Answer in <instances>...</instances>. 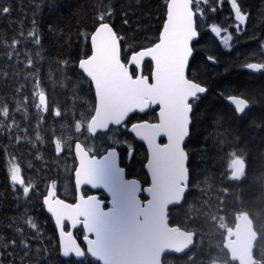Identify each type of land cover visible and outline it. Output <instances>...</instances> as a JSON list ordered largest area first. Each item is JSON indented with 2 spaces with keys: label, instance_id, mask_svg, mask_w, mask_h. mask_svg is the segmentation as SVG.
<instances>
[{
  "label": "trees",
  "instance_id": "trees-1",
  "mask_svg": "<svg viewBox=\"0 0 264 264\" xmlns=\"http://www.w3.org/2000/svg\"><path fill=\"white\" fill-rule=\"evenodd\" d=\"M238 3L247 13V20L239 32L231 31L232 48L226 52L222 51L211 27L201 28V17L197 18L200 35L193 43L195 54L189 66V78H196L208 91L195 105L194 126L185 146L189 156V189L180 205L169 208L170 223L194 230L196 238L193 248L185 254L165 255L164 264H238L230 259L224 245L235 225L236 214L242 211L249 213L259 233L255 256L257 264H264V71L245 67L249 63H264V0H238ZM3 7H9L10 12H0V105L15 82L24 79L21 77L27 69V59L31 58L34 65L36 51L28 33L35 28L40 38L39 50L61 80L49 86L48 94L53 105L58 101L62 104V116L53 122L51 117L43 116L38 128V115L27 117L34 126L35 138L37 134L42 138L37 140L36 150L22 145L19 131L8 132L6 124L0 127V264H99L90 256L80 260L61 257L57 229L43 205L40 187L34 188L32 199L24 202L21 189L10 181L6 159L14 155L23 165L24 157L34 158L39 154L41 165L52 171L53 146L49 141L81 112L82 102L78 100L81 96L95 102L94 90L79 69L78 61L91 53L90 41L84 36L98 26V14L111 10L107 22L121 38L122 59L127 62L133 51L158 40L166 16V0H0V9ZM201 7L209 26L233 28L237 23L230 0H209L208 5ZM213 7L214 12L210 10ZM17 40L20 43L13 49L12 42ZM208 56L216 62L208 61ZM63 61L69 63L64 66ZM151 72L152 64L146 61L143 73ZM63 79L66 81L62 82ZM28 82L31 84L33 79ZM229 95L248 101L244 114L236 113L226 99ZM27 118L23 124H27ZM143 119L157 120L156 109L130 118L129 124ZM48 122L54 131L49 130ZM100 135L87 134L90 138ZM17 136L20 143L16 142ZM122 136L127 146L135 150V163L140 162L144 145L128 131ZM232 153L234 158L244 161V172L238 179L230 175ZM63 155L74 160L73 150ZM127 156L120 157L122 165H126ZM146 156L139 168L131 171L139 179ZM101 197L105 198L103 194ZM29 218L37 228L28 225ZM219 219L224 230L219 227ZM42 229L48 236L37 239Z\"/></svg>",
  "mask_w": 264,
  "mask_h": 264
},
{
  "label": "snow or ice",
  "instance_id": "snow-or-ice-1",
  "mask_svg": "<svg viewBox=\"0 0 264 264\" xmlns=\"http://www.w3.org/2000/svg\"><path fill=\"white\" fill-rule=\"evenodd\" d=\"M234 11V19L237 22L235 28L239 32L247 20V13L242 10L238 0H230ZM209 0H166V20L163 24L159 42L154 46L134 52L127 62L121 59L120 37L115 32L107 19L111 17V10L101 11L97 16L98 27L91 34H85L84 39L90 41L91 55H87L78 61L84 78L89 81L94 89L96 105L93 114L74 120V131L79 134L86 130L89 136H95L99 131L109 130L110 125L127 128V119L133 112H144L150 107L159 106V119L157 123L143 121L131 124V132L140 140L147 143L149 157L146 168L150 172L151 186L143 189L150 200L154 175L163 159L162 148L169 143L170 137L175 135L180 144L184 157L186 138L191 135L194 126L195 105L202 95L206 94L207 87L198 82L196 78H189V60L194 55L193 42L198 39V17L205 15L201 5H208ZM211 11H216L213 7ZM0 12L7 14L9 7H3ZM127 23V21H125ZM211 31L220 37L222 29L217 24H212ZM23 35V34H21ZM36 45L40 44V38L35 28L28 33ZM231 35L222 37V43L229 50L231 48ZM20 41H13L15 49ZM145 57L154 62L151 72L152 81L148 75L140 74V66ZM11 55L9 59H11ZM208 61L215 63L212 56ZM66 66L69 62L63 61ZM33 60L27 59V68H32ZM133 68L134 71L129 69ZM249 70L264 71V63H249L245 65ZM135 73V74H134ZM222 95V94H221ZM227 101L234 105L238 115L244 114L249 107L246 99L239 96L226 97ZM28 97H24L27 103ZM50 101L46 90L41 87L37 78L32 90V106L39 117L36 127L43 122V116L49 112ZM18 107L16 111H20ZM52 116H62L60 107L52 108ZM0 117L6 121L11 132L17 128L15 120L11 117L7 105H0ZM3 127V125H0ZM164 137L166 143H160L159 138ZM37 140L42 138L37 134ZM75 142V153L80 159L79 168L75 171L77 185L86 184L93 188L103 189L110 197L109 206L105 207V201L96 196H81L79 203L68 204L63 200L51 199L52 188L56 181H52L48 195L44 196L43 203L56 217V222L63 230V221H68L71 228L77 220L87 233L84 239L86 249L81 248L72 238L71 232H64L67 241L62 244V254L68 257L74 254L78 258L90 256L99 264H128L125 259L127 245L139 222L144 218V201L140 199L142 191L139 182L127 179L125 169L118 162L116 147L106 149L105 155H97V148L89 146L86 142ZM20 142V137H16ZM55 151L59 155L65 148L72 150L73 145L57 138L53 141ZM134 148H129V154L134 153ZM234 156L235 153H232ZM7 171L13 186H22L24 196H28L34 186L26 184L21 177V164L13 155L6 159ZM146 200V201H147ZM28 225L35 229L37 225L31 218ZM89 236L94 238L89 239ZM27 248V245H25Z\"/></svg>",
  "mask_w": 264,
  "mask_h": 264
},
{
  "label": "water",
  "instance_id": "water-1",
  "mask_svg": "<svg viewBox=\"0 0 264 264\" xmlns=\"http://www.w3.org/2000/svg\"><path fill=\"white\" fill-rule=\"evenodd\" d=\"M166 14H167V8H166ZM165 20H166V16H165ZM165 20H164V22H165ZM111 26H112V24H111ZM112 28L116 32V30L114 29L113 26H112ZM162 29H163V25H162ZM162 29H161L160 33L162 32ZM159 36H160V34H159ZM157 42H159V38L155 43H157ZM154 44L147 46V47L140 48L136 51H140L144 48L152 47V46H154ZM119 46H120L121 59H122L121 39H120V45ZM136 51H133L130 54V56ZM194 54H195V51H194ZM90 55H91V53H90ZM130 56H129V58H130ZM192 58H190V60H189V66H190ZM146 61H150L152 63V66L154 67V62L151 61L150 58L145 57L141 66H140V74L141 75H145L143 73V65ZM153 67H152V70H153ZM129 70L131 71V67ZM188 75H189V72H188ZM149 81L150 82L152 81L151 75L149 76ZM204 95H206V94H204ZM204 95H202V96H204ZM95 105H96V97H95ZM154 108H157V114H158L159 113V106H155ZM147 110H145L144 112H146ZM138 112H140V111H138ZM141 113H143V112H141ZM158 119H159V116H158ZM157 122H155V123H157ZM130 129H131V127H130ZM106 131H108V130L99 131V132H106ZM161 139H164L165 141L161 142L160 141ZM188 139H189V137L186 138V140H185L184 151H186L185 145H186ZM140 141H142V140H140ZM142 142L145 144V146L147 148L148 157H149L148 145L146 142H144V141H142ZM159 142L163 144V143H166L167 141L164 137H160ZM161 151L164 154V157L160 161V164H159V166L155 172V175H154V184L152 186V192H151L152 198L150 200H147L148 195L143 191V189L150 187L151 183L142 187L141 183L137 179L126 177L127 179L136 180L139 182V185L142 189L140 195L142 193L145 194L146 200H147V201L143 200L140 197V199L142 201H144V213H145V215H144V218L139 222V225L135 229L129 244L127 245L125 259L128 262V264H163L164 255H166V254L183 255L186 252H188L195 244V237H196L195 232L193 230L183 229L178 225H171L169 222V215H168L169 214V208L171 206H174V205H176V206L180 205L183 202L185 195L189 189V168H188L189 158H188V153H187L186 157H184L182 155L179 141L177 140L175 135H172L170 137L169 143L166 146H164V148H162ZM74 153H75V148H74ZM75 156L77 158V166H76V169L74 170V173H73L74 174V182L76 185V200H75V202L72 203V202H69L65 199H62L59 197H54L56 195V191L53 188L51 190L52 191V195H51L52 199L53 200L54 199L63 200L68 204H76V203H79V199L81 196H83L85 198L88 196H96L97 198L100 199V195H99L98 191H102L109 198L108 199V201H109L110 197L103 189L93 188L90 185H86V184L77 185V183H76L77 178L75 176V171L79 168L80 159L76 155V153H75ZM148 157H147V160H148ZM237 161H238V166L235 167V169L233 171V176L235 178H238L239 174L243 170L241 160H237ZM118 162L120 164L119 154H118ZM146 164H147V161L145 163V169L147 170ZM122 168H124V167H122ZM147 172H148L149 177H150V172L148 170H147ZM125 176H126V170H125ZM150 181H151V177H150ZM83 187H89L94 192L87 195V196H84L83 191H82ZM49 189H50V187H49ZM49 189L47 190V195L49 193ZM100 200H103V199H100ZM103 201H105V200H103ZM45 209L52 216V218L56 224L57 231H58L61 256L63 258L72 257L74 254H72L68 257L63 256V254H62V244H63V242L67 241V237L64 236V232L70 231L74 242L81 246V244L79 243V241L77 240V238L74 235V230L80 226V221L77 220L75 222V224L73 225V227L66 230L65 229V223L66 222L69 223V222L65 220V221H63V224H64L63 230H61L60 224H58L55 221L56 217L48 210L47 205H45ZM84 232H85V235H87L85 229H84ZM84 237H83V242H84L85 247H86L87 242L85 241ZM258 237H259V234H258L257 230L255 229L254 222H253L251 216L249 215V213L247 211H242V212L236 214V223H235L234 227L229 231V235L225 240V249L229 253L230 259L232 261H237L238 264H256L257 260H256V257L254 255V249H255V245H256V242L258 240ZM92 238H94V237L89 236V239H92ZM81 248H83V247L81 246ZM74 257H76V256L74 255ZM76 258H78V257H76Z\"/></svg>",
  "mask_w": 264,
  "mask_h": 264
},
{
  "label": "rangeland",
  "instance_id": "rangeland-1",
  "mask_svg": "<svg viewBox=\"0 0 264 264\" xmlns=\"http://www.w3.org/2000/svg\"><path fill=\"white\" fill-rule=\"evenodd\" d=\"M202 6V5H201ZM200 27L205 28L209 30V24L206 23V16L204 15L202 18H200ZM234 28V29H233ZM226 27L222 29H227V32L221 33V36L218 37V41L220 43V46L222 47V51L226 52L229 49L224 46L222 43V37L225 35H231V31H237L234 27ZM33 41V48L35 49V59H34V65L32 68H27L24 70L22 77V82H15L13 88L11 91H8L7 98L5 99L4 103L2 105H7L9 108V112L11 117L15 120L16 125H18L17 128H14L13 132L20 133L22 140V145L30 146L31 150H36L38 147L36 145H39L37 142V139L35 138V131L33 130L34 126L31 124V121L29 117L31 114H37L36 110L32 106V90L33 85L35 83V80L38 78L41 83V87L46 90L48 94V88L51 85H55L56 83L60 82L61 80L56 76L53 70H51L50 66L51 64L49 61L44 57V55L40 52L38 45L34 43ZM232 35H231V48H232ZM230 48V49H231ZM36 67V70H35ZM247 69V68H246ZM249 70V69H248ZM10 76V75H9ZM9 79L11 81H15L14 76H10ZM29 79H33V82L30 84L28 82ZM63 81H66V79H63ZM81 90L84 92V89L81 88ZM82 92V93H83ZM24 97H28L29 100L27 103H24ZM49 97V94H48ZM50 100V98H49ZM80 102H82L81 112L77 113L76 116L71 120L72 122L68 125L64 126L61 129L60 134H55L53 137V141L57 138L61 139L62 141H67L68 143L72 144L74 138H78L82 142H85V138H87L86 142L89 146H94L97 148V155H100L104 153L105 151L99 152V150H104L105 146H108V144L115 142L117 139L119 133L121 132L120 128H113L109 130L108 132L104 133L102 136H99L97 138H90L87 136L86 130H82L81 133L77 134L74 131V120L80 119L81 114L84 116H89L93 112L94 106H91L92 103L89 99H85L84 95L81 96L78 99ZM54 106H58L61 109L62 104L60 101L56 102L55 105L52 104V108ZM20 108V111H16L17 108ZM47 116L51 117V121H56V119L52 116V110L46 114ZM44 115V116H46ZM27 118V124H23V120ZM35 119V118H34ZM36 120V119H35ZM11 123V120H5L3 117H0V125L6 124V129L8 132H10L7 128V124ZM48 128L50 131H54V126L48 122ZM27 133V135H26ZM53 141H49V145L53 146V167L51 170H46L42 165V156L39 154H36L34 158L24 157L23 158V165L21 164V177L26 180V184L24 186H28L29 184L33 185L34 188L40 187L41 194H45V190L49 184V180H46V177L54 178L53 180H57L56 186H58L63 192L65 196L72 197L73 190H72V179H73V170L75 168V164L73 161H71V158L67 155H63L65 152H70L71 150H68L67 148L64 149L59 155H57ZM21 142V141H20ZM19 142V143H20ZM125 154L128 155V150H125ZM238 158L234 156L231 158L229 168H230V175L233 177V171L235 167L238 166ZM234 159V160H233ZM132 161H135V156L133 155ZM243 166V165H242ZM243 172V170H242ZM241 177V176H239ZM234 178V177H233ZM21 189V196L24 200V202H28L30 199H32L34 195V190H31L29 195L26 197L23 194L22 186L17 185ZM219 227L224 230V223L219 219ZM77 236L79 234L76 232ZM48 233L42 229V232L40 233V238H47Z\"/></svg>",
  "mask_w": 264,
  "mask_h": 264
},
{
  "label": "flooded vegetation",
  "instance_id": "flooded-vegetation-1",
  "mask_svg": "<svg viewBox=\"0 0 264 264\" xmlns=\"http://www.w3.org/2000/svg\"><path fill=\"white\" fill-rule=\"evenodd\" d=\"M136 114H140V113H136ZM132 117H137L136 115H135V113H133L132 115H130L129 117H128V119H127V121H126V123H127V125H128V129L126 130L124 127H120L122 130H121V134H126V132L128 131H130L129 130V127L131 126V124H128V122H129V120H130V118H132ZM123 143L124 142H122V145H123ZM109 147H111V146H107V148H109ZM117 148H118V151H119V155H120V157H122V156H125V148H123L122 146H120V145H117L116 146ZM106 148V149H107ZM147 155V151H146V149H143V152H142V159H141V161L140 162H138V163H135V164H132V163H128L127 162V160H126V165L125 166H127V169H128V172H129V174L132 176V170H134V168H139V165H140V163L142 162V160H143V156H146ZM130 161V160H129ZM144 165H145V162H144ZM146 174V173H145ZM145 180H146V182H149V179H148V175L146 174V178H145ZM72 189L74 190L73 192L75 193V183H74V178H73V184H72ZM86 190H90L89 188H84V191H86ZM91 191V190H90ZM72 199H74V197L72 198ZM71 199V200H72ZM81 230L82 229H78L77 230V232H81Z\"/></svg>",
  "mask_w": 264,
  "mask_h": 264
},
{
  "label": "bare ground",
  "instance_id": "bare-ground-1",
  "mask_svg": "<svg viewBox=\"0 0 264 264\" xmlns=\"http://www.w3.org/2000/svg\"><path fill=\"white\" fill-rule=\"evenodd\" d=\"M18 125H19V124H18ZM241 162H242V165H243V172H244V161L241 160ZM243 172H241V173L239 174V176H242Z\"/></svg>",
  "mask_w": 264,
  "mask_h": 264
}]
</instances>
